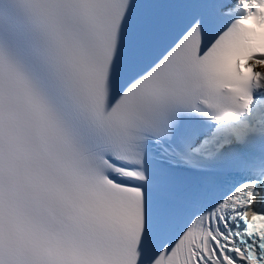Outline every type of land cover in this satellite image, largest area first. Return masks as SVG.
Listing matches in <instances>:
<instances>
[{
  "label": "snow or ice",
  "instance_id": "1",
  "mask_svg": "<svg viewBox=\"0 0 264 264\" xmlns=\"http://www.w3.org/2000/svg\"><path fill=\"white\" fill-rule=\"evenodd\" d=\"M0 264H264V0H0Z\"/></svg>",
  "mask_w": 264,
  "mask_h": 264
}]
</instances>
